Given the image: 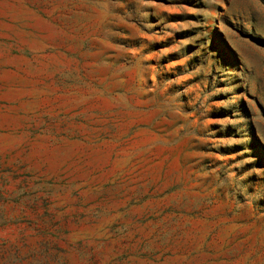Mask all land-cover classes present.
I'll use <instances>...</instances> for the list:
<instances>
[{
  "label": "rangeland",
  "instance_id": "1",
  "mask_svg": "<svg viewBox=\"0 0 264 264\" xmlns=\"http://www.w3.org/2000/svg\"><path fill=\"white\" fill-rule=\"evenodd\" d=\"M0 264H264V0H0Z\"/></svg>",
  "mask_w": 264,
  "mask_h": 264
}]
</instances>
